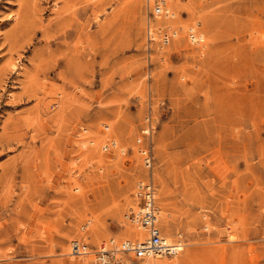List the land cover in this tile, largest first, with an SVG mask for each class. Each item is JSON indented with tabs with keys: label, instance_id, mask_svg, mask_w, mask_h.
I'll return each instance as SVG.
<instances>
[{
	"label": "rangeland",
	"instance_id": "1",
	"mask_svg": "<svg viewBox=\"0 0 264 264\" xmlns=\"http://www.w3.org/2000/svg\"><path fill=\"white\" fill-rule=\"evenodd\" d=\"M170 4L0 0V264H100L149 179L182 248L122 264H264V0Z\"/></svg>",
	"mask_w": 264,
	"mask_h": 264
},
{
	"label": "built area",
	"instance_id": "2",
	"mask_svg": "<svg viewBox=\"0 0 264 264\" xmlns=\"http://www.w3.org/2000/svg\"><path fill=\"white\" fill-rule=\"evenodd\" d=\"M156 3L157 2H154V5H157ZM161 14H162L161 10H158V9L155 10L152 7V15L154 18H158ZM151 31H152L151 27L149 26L148 34L150 36H151ZM163 39L165 40L168 39L167 34H164ZM148 131H149V128L147 127L146 132ZM145 160H146V163L150 165V156L146 157ZM136 196L140 199L141 209H142V212L140 213V215L137 216V220H138V223L148 233V238L144 240L143 242H136L131 245H125L121 243L119 249L121 251L131 250L135 254V256L140 257V258L145 256L146 252L148 251L163 252L167 255H170L173 252L177 254V252L180 251L181 249L178 244L177 245L176 244L166 245L165 243L161 241V231L158 226L157 216H156L155 187H154L153 181L149 179L147 182L140 184L138 186ZM78 247L80 246L79 245L73 246L75 250L78 249ZM119 249L111 250V249H106L105 247H101L99 250H97V259L99 260V263L100 264H115V261H114L115 258L113 256H110L109 253L110 251L118 252Z\"/></svg>",
	"mask_w": 264,
	"mask_h": 264
},
{
	"label": "bare ground",
	"instance_id": "3",
	"mask_svg": "<svg viewBox=\"0 0 264 264\" xmlns=\"http://www.w3.org/2000/svg\"><path fill=\"white\" fill-rule=\"evenodd\" d=\"M153 0H147V3L150 5V7L152 8L153 7V9H158V10H161V15L160 16H163V17H169V18H172V8H171V4H170V2L172 1V0H154V2H157L156 4L157 5H154V2H152ZM148 5V6H149ZM150 25V24H149ZM151 26V25H150ZM152 26H153V29L151 28V35H152V37H153V35L155 34V31H156V29H158V28H156V26L154 25V23L152 24ZM149 27V26H148ZM165 29H167L169 32H170V30L165 26L164 27ZM171 33V32H170ZM172 34V33H171ZM173 35V34H172ZM174 36V35H173ZM164 37V36H163ZM169 39V38H168ZM165 40V39H162V42H165V41H169V40ZM200 41H201V39H200ZM160 44V43H159ZM160 45H162V44H160ZM13 65V64H12ZM146 131H147V127H145L144 128ZM146 159V158H145ZM136 195H137V192H136ZM125 202V201H124ZM127 206V205H126ZM133 207V206H132ZM121 208V207H120ZM125 208V207H124ZM131 208V207H130ZM139 209H138V211L135 213V212H133L134 213V217H130L131 218V220L134 222V221H136L137 222V224H138V226H140V228H130L129 229V232L131 233V235L132 236H136V237H138L140 240H138V241H124V242H122L123 244H125V245H131V244H133V243H136V242H143L144 240H146L147 238H148V233L145 231V229L138 223V220H137V216H139L140 215V213L142 212V209H141V207H138ZM156 208V207H155ZM120 210V209H119ZM156 216H157V222H158V215H157V208H156ZM82 231V230H81ZM146 234H147V236H146ZM146 236V237H145ZM92 237V236H91ZM145 237V238H144ZM86 239V238H85ZM161 241L163 242V243H165L166 245H173V244H178L179 246H181V243L180 242H171V240L168 238V236L166 237V236H161ZM114 244V240H112V239H110L109 240V242L108 243H110L112 246H113V244ZM75 245H79L80 246V242L78 241V240H73V241H71V247H70V253L72 254V255H75L74 253H78V254H81V253H88L89 251L88 250H84V251H81L80 250V247H78V249H74L73 248V246H75ZM82 245V247L85 249L86 248V246L84 245V244H81ZM101 247H105L104 245H101ZM114 247V248H113ZM112 248H110L111 250H117V249H119L120 247H116L115 246V244H114V246H113ZM182 248V247H181ZM119 251H121L120 249H119ZM127 252H132L131 250H129V251H127ZM171 252V251H170ZM118 253L119 252H116V251H110V253H109V255L110 256H113L115 259H114V261H115V264H122L123 262H122V256L121 255H118ZM176 253L175 252H173V253H171L170 255H175ZM164 255H167V254H165V253H163V252H151V251H148V252H146V255L145 256H164ZM149 258H151V259H149L145 264H177L176 262H175V260L174 259H170V260H165V261H161V260H155L154 259V257H149Z\"/></svg>",
	"mask_w": 264,
	"mask_h": 264
}]
</instances>
